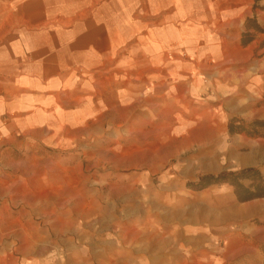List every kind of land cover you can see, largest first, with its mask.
<instances>
[{
    "label": "crops",
    "instance_id": "crops-1",
    "mask_svg": "<svg viewBox=\"0 0 264 264\" xmlns=\"http://www.w3.org/2000/svg\"><path fill=\"white\" fill-rule=\"evenodd\" d=\"M206 2L0 0V213L70 212L77 207L70 199L78 171L75 157L70 167V157L77 155L69 149L107 138L120 127L156 131L157 125L170 123V116L177 125L185 123L173 110L183 94L191 95V69L201 68L210 57L203 42ZM230 10L242 15V9ZM245 12L246 20L252 18L251 8ZM259 12L252 16L264 29V11ZM178 84L185 86L182 92L174 91ZM80 154L104 161L110 155L97 149ZM260 172L264 181V166ZM227 197L237 211L235 225L222 227L219 242L214 219L198 218L188 222L196 224L194 236L183 230L158 246L148 243V253L132 250L130 257L114 262H108L110 249L94 253V242L89 258L60 241L57 249L52 246L51 235L70 221L43 219L32 225L26 219L18 226L8 220L0 221V227L21 228L14 239L20 241L21 257L18 262L11 258L10 264H62L53 263L61 256L66 264H264V198L240 203L230 189ZM79 224L89 228L91 241L92 229L108 227L92 220ZM37 227H45L48 235H30L28 229Z\"/></svg>",
    "mask_w": 264,
    "mask_h": 264
},
{
    "label": "rangeland",
    "instance_id": "rangeland-1",
    "mask_svg": "<svg viewBox=\"0 0 264 264\" xmlns=\"http://www.w3.org/2000/svg\"><path fill=\"white\" fill-rule=\"evenodd\" d=\"M205 1L208 2L204 4V36H214L221 50L216 59L205 58L202 66L207 67L205 71L191 69L201 78L202 92L194 97L183 94L185 102L176 100L179 107L173 111H179L185 123L177 125L173 121L163 127L157 125L156 131L144 127L142 131L127 132L120 127L109 131L107 138L98 136L87 146L69 149L77 155L70 157V167L77 161V178L71 187L75 188L72 189L75 196L70 199L71 206L76 205V209L70 212L55 210L53 213L38 210L24 213L12 209L9 214L0 213L1 222L11 220L19 226L26 219L32 221V225H38L37 222L43 219L70 221L69 227L51 235L50 243L55 241L52 246L57 249L60 241L62 246L73 247L72 250L81 251L84 258H89L94 242V253H105L110 249L111 254L106 252L108 262H114L116 257L128 258L132 250L148 253V243L156 242L158 246L159 241L175 239L183 230H189L190 235H193L191 232L197 234L196 224L191 227L188 222H195L198 218L214 219L217 242L224 239L219 235L222 227L234 228L235 225L232 218L237 211L226 202L229 189L233 191L234 188L222 183L202 189L199 181L208 176L246 169L260 172L264 166V34L252 30L253 41L247 46L241 42L246 24L244 9L251 8L249 17H253V12L260 13L262 3L255 0ZM234 7L237 12L242 9V15L230 13ZM222 58L226 62L214 67V61H223ZM233 68L242 71L239 76L248 77L239 87L237 80L230 79L229 71ZM216 83L227 88L224 98L215 94L213 86ZM208 92L210 94L206 96ZM210 95L214 97L212 100L208 98ZM224 100L233 104L218 103ZM130 140L134 141L133 145ZM92 149L99 153L107 151L110 155L104 161L103 158L80 154ZM116 160L124 163L117 165ZM116 166L120 168L114 171ZM226 179L243 187L252 182L254 186H260L257 176L247 180ZM164 202L167 207L163 206ZM86 220L102 222L108 227L92 229L94 241H91L89 228L79 224ZM126 226L131 227L136 236L123 244L120 233ZM111 227H115V231ZM28 230L30 235L36 231L48 235L45 227ZM205 232L210 229L206 228ZM20 233V227H0V261L4 264H10L11 258L19 261L21 244L14 239ZM60 258L53 263L66 264L62 256ZM129 261L134 263L135 260Z\"/></svg>",
    "mask_w": 264,
    "mask_h": 264
},
{
    "label": "trees",
    "instance_id": "trees-1",
    "mask_svg": "<svg viewBox=\"0 0 264 264\" xmlns=\"http://www.w3.org/2000/svg\"><path fill=\"white\" fill-rule=\"evenodd\" d=\"M259 1L261 0H255L256 3H258ZM259 10L264 11V8H261ZM252 30L256 34L258 33L264 34V29L258 26L255 15L252 18H248L246 20L245 30L241 36L242 45L246 46L253 41L254 35L250 33ZM254 176H257L259 178L260 186L259 185L254 186L252 182V184H250L248 187H243L242 185L238 184V182L231 183L228 179H226V178H233L236 180L238 179L247 180L254 178ZM199 182H200L199 184L202 183V189L211 184H222V183L230 184V186L234 188V193L236 195L238 202L240 203L248 202L254 199L264 198L263 179L260 172L255 169H246L238 173L220 174L215 177L208 176L200 179Z\"/></svg>",
    "mask_w": 264,
    "mask_h": 264
},
{
    "label": "bare ground",
    "instance_id": "bare-ground-1",
    "mask_svg": "<svg viewBox=\"0 0 264 264\" xmlns=\"http://www.w3.org/2000/svg\"><path fill=\"white\" fill-rule=\"evenodd\" d=\"M203 42L207 45V48L206 49H208L209 50V55H210V57L209 58H214V59H216V57H217V55H218V40L214 37V36H210V35H208V36H205V38L203 39ZM221 58V57H220ZM220 58H218V59H220ZM221 60V59H220ZM222 60L223 61H214V63H213V66L214 67H217V66H221L222 64H224L226 61L222 58ZM204 71L207 69V67L206 66H204V67H201ZM245 69H247V67H245ZM242 71H240V70H238V69H236V68H233L232 70H230L229 71V73H230V79H232L233 81L234 80H237V82H238V86L237 87H239L242 83H246V81H247V76H244V75H241V76H239V74L241 73ZM191 74V73H190ZM239 76V77H238ZM191 77V76H190ZM197 77H198V73L196 72V71H192V78H189L190 79V83H189V85H188V88H189V94H193L194 96H198V92L202 89V85H201V81H200V79H199V84L197 85V87H199L200 86V88H199V91L198 90H196L195 89V85H196V83H198V79H197ZM192 86V87H191ZM214 88H215V94H221L220 95V97L221 98H224L223 96H224V94L226 93H224V91H226L227 90V88L226 87H223V86H219V84H217L216 83V85L215 86H213ZM236 87V86H235ZM236 87V88H237ZM183 88H185V86L183 87V85L182 84H178L176 87H173V89H174V91H176V89L179 91V92H182L183 91ZM195 93V94H194ZM197 93V94H196ZM223 93V94H222ZM210 93L208 92V93H206V96H208ZM208 98H210V100H212L214 97L212 96V95H210ZM180 101H186V98L184 99V98H181L180 97V99H179ZM231 101H228V100H224V101H222V102H218V103H222V104H224V105H227V104H229ZM208 103V102H207ZM231 104H233L232 102H231ZM174 120V118H173V116H170L169 117V119H168V121L169 122H173V120ZM117 167H119L120 168V166H117ZM116 168H113V170H115ZM116 194V193H115ZM166 202H164L163 203V206H165V207H167L166 206ZM177 213H176V216H178L179 215V212L178 211H176ZM165 217L167 218L168 217V214L167 215H165ZM59 222H60V219L58 220ZM111 228H113V230L115 231V227H111ZM122 230L123 231H121V233H120V238L122 239V242H125L127 239H134L135 238V236H136V233H135V231L134 230H131V227H122ZM112 231V230H111Z\"/></svg>",
    "mask_w": 264,
    "mask_h": 264
}]
</instances>
